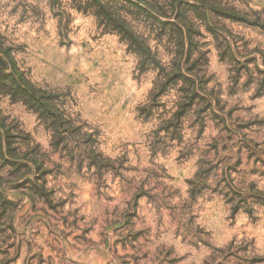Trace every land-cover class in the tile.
<instances>
[{
  "label": "rangeland",
  "instance_id": "1",
  "mask_svg": "<svg viewBox=\"0 0 264 264\" xmlns=\"http://www.w3.org/2000/svg\"><path fill=\"white\" fill-rule=\"evenodd\" d=\"M0 264H264V0H0Z\"/></svg>",
  "mask_w": 264,
  "mask_h": 264
}]
</instances>
